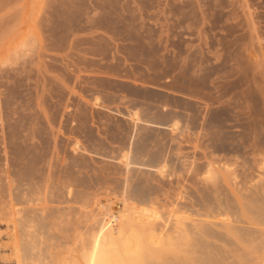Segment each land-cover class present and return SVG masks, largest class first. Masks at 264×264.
Segmentation results:
<instances>
[{
	"label": "rangeland",
	"instance_id": "obj_1",
	"mask_svg": "<svg viewBox=\"0 0 264 264\" xmlns=\"http://www.w3.org/2000/svg\"><path fill=\"white\" fill-rule=\"evenodd\" d=\"M107 1L0 0V102L2 101L0 104V179L3 180H0V187L3 189L7 186L5 185L6 174L4 175V170L9 164L6 158H10L9 144L5 142L7 144L5 145L3 142V139L8 137L10 131L6 127L7 123L4 120L8 113H12H7L2 103L5 100L8 101L11 95L16 98L14 102L16 103L17 101L16 104L19 107L24 104L31 106L29 111L22 113L27 115V121L25 120V128L27 130L31 127L32 120L39 121L38 118H40L42 124L44 123L45 128L42 125L41 128L43 130L47 128L43 136L47 148L46 154H48H45L44 158L46 164L43 162L45 166L39 165L34 170H43L36 172L39 175H44L43 172L46 173L45 175H49V173L53 175V177L51 175L49 184L46 187L54 188V194L50 191L53 194L50 195L49 189L45 190L46 188H43L41 190L42 193L38 194L39 197L36 196L41 201L40 208L53 206V203H51L52 197L54 196L55 198L58 195L56 194L58 193L57 190L65 187L66 183L68 184L71 179L69 182L71 185H68L70 187L74 184L77 185L72 186V190L74 194L79 193V198L81 199H78V204L88 197L86 199L87 203H84L85 205L77 204L78 206H75L77 202L74 205L73 203L65 204L66 206L69 205L65 206V208L77 207L78 212H72L71 220L74 218L72 224L81 228L82 226L84 227L85 222H87V225H91L95 222L94 220L101 218L97 215L99 214V207L107 208L110 206L118 212H123L125 210L124 197L120 195L122 192L120 189L125 188L127 182L131 185H129L131 188L135 180L145 179L146 181L139 182L147 183V185L149 183L150 187L148 186L149 188L147 189H149V194L153 193L151 194L153 198L148 196L155 203L153 207L158 212L162 214L177 212L178 216L183 212L182 215L184 216L182 219L187 216V218L189 217L187 219L188 222L194 221V225L200 223L211 225L209 227L211 228L210 230L214 229V234L218 235L217 238L210 239L211 242H214L221 249L220 251L227 253L228 257L230 256L228 258L225 253L221 252L223 259L224 256L229 259H224V264H227V262L228 264H235L240 252L248 253L253 249L237 241V236L232 231L234 225L231 226L232 230H230L229 226L236 220L234 217L245 221L249 219L248 217H254L249 214L248 208L246 210V207H243L244 205L249 207L251 202L248 199H253L251 200L253 202L255 197L258 202V197H253L252 195L260 194L261 197L258 199H261L262 196L264 198V0H223V6L220 9L221 13L218 15L219 22L217 25L219 29L217 28L214 33H221L220 38L221 36H228L230 41L232 38L240 39L238 46L242 51L239 49V52L243 55L242 60L247 61L245 64V68H247V71H245L247 86L243 89L237 88V86H234L235 88L228 86L230 90L236 89L231 92L228 91V94L226 93L227 91H223V87H219L222 83L216 87L209 82L207 83L208 86L206 84L205 86H194V89L190 85L192 83L191 78L194 77L191 70L188 71L185 77L180 69L175 71L173 67H168V65H164L166 70H164V67L162 68L163 65L158 62L160 61L158 54L147 49L149 44H157V41L139 40L141 38H139L137 30L141 27L139 16L141 15L140 0ZM160 1L163 2V0H159L157 1L158 3H153V7L160 9ZM187 1H193L196 10L192 6L189 8V10H192L193 15L192 22L188 20L191 28L187 32L188 34L186 33V37L191 41V46L198 47L202 38L200 36L204 35H201L202 31L200 29L207 27V25H203V22L208 20V15H210L208 8L210 6L212 8V4H208L209 2L211 3L210 0L206 1L207 6L204 2L205 0L203 2L201 0ZM114 6L115 8L112 9L111 7ZM111 9L113 12H111ZM107 12L111 13V16ZM107 14L110 18L106 16V20H104L103 15ZM119 15L126 17L127 20L124 17L118 18ZM151 22L153 25L158 22L162 23L158 19L151 20ZM116 23H119V25L117 24L119 29L116 27L117 25H114ZM113 28L115 29L114 32L112 31ZM132 30L135 32H132ZM235 30L237 33L234 32ZM198 31L201 32L199 33ZM126 34L129 37H124ZM140 42L147 45L141 46ZM169 44L168 42L167 45ZM99 45L106 46L105 49L108 47L107 50L109 51L102 49ZM155 57L158 58L157 62ZM151 58L155 64L152 60L150 61ZM110 65L111 67H109ZM120 65L122 66L120 67ZM55 66L61 67V69H56ZM102 67H105V69ZM106 67L112 71L107 70ZM118 71H122V74ZM123 71L125 74H123ZM154 73H157V75ZM147 74L149 76L154 74L155 78L152 75L151 78L147 76V79ZM18 80H22V84ZM94 81L98 86L94 84ZM114 81L115 83H113ZM53 87L63 93L61 96L64 99V103L67 102L71 106L76 107V110L83 106L84 108L88 107L89 110L83 108V111H88L85 115L82 114L83 112L80 113V110L82 111L81 108L79 112H73L75 114L73 116L78 121L75 123V127L76 125L78 126L77 130L69 132L71 130L70 126L65 123L63 126H66L67 129H63L62 133H60L58 123L55 122L52 125H48L45 123L44 115L42 116L41 112V115L39 114V111L45 109L44 106L46 104H50V100L56 102L60 99L51 98L48 90L53 89ZM215 87L219 89L216 90L214 89ZM219 90L226 94L220 93ZM243 90L247 93H243ZM234 94L235 96H233ZM218 95L221 96V100L217 98ZM222 95L226 97L223 98ZM98 96L104 98H102L105 100V102L103 101V106L107 109L121 112H137L139 115L141 114L140 116L144 120L148 119L150 121L151 119L152 122L161 121L160 118L168 112V116L172 120L170 123H178L180 129L175 132L171 129H157L155 126L150 125L152 122L135 127L131 121L121 118L106 109L94 111L91 108L92 100L94 103V99ZM214 98L219 101L216 102ZM42 104H45L42 106L44 108H39L38 106ZM78 104L79 107L77 106ZM19 107L17 109H20ZM190 108L194 111L192 109L190 111ZM71 110L74 111L75 108ZM217 112L222 114L219 121L220 124L217 121L216 124L213 118V115H216ZM3 115L4 117L2 118ZM86 115L90 117L89 122H87L89 118ZM68 116L72 118L71 114ZM68 116L67 118H69ZM16 117L18 116L16 115ZM82 123H85L88 127L83 126ZM28 124L30 125L28 126ZM25 128L22 126V128L18 129H22L21 131L23 132L19 130L20 133L28 136L29 130L27 131ZM5 130L6 132H4ZM249 134L254 135L251 148L248 145L245 146L250 144ZM35 142H39V139L35 138ZM77 142L86 151L83 149V151L73 152ZM92 144H95L96 147ZM135 150L138 153H135ZM6 152L9 154H6ZM128 153L133 158L144 160L143 162H146V158L151 156L152 153H156L154 156L157 157L158 155L160 159L158 161L161 164L165 163L168 170L166 168L162 173H159L155 168L150 169L133 165L131 166V171L127 172L119 159ZM144 153H147V155ZM50 155L53 158L49 157ZM49 159H52L51 162ZM71 161L72 163H74L73 161L79 162L78 164L81 167H78V165L77 168L73 167ZM70 165L75 170H72ZM44 167L46 169H42ZM50 170L53 172L51 173ZM64 170H67V172L63 173ZM60 172H62L60 174L61 177L58 175ZM69 175L74 177V179L70 176V179L66 180ZM58 176L60 179L58 181L61 182L62 179L63 183L65 181V185L57 182L56 177ZM128 176L131 177V180L128 179ZM52 180L56 186L52 183ZM77 182L78 184L83 182L81 186L84 184L85 188L78 185ZM86 185L87 190L89 189L90 191L86 190ZM89 186L93 187V189ZM1 189L0 199L2 201L0 200V206L2 207V202L7 201L4 193L5 191L7 192L8 187L3 189L4 192ZM84 189L86 192L83 193ZM78 190H81L82 195H87L85 197L82 196L83 198L80 197L81 192ZM117 190L120 193V197L116 192ZM43 191L46 194H43ZM114 192L117 194L115 195ZM48 195L52 196L51 202ZM263 198L262 202L264 201ZM43 199H46V203ZM258 203L256 205L260 204ZM63 205L62 208H64ZM211 206L216 207L212 209ZM229 207L236 211L235 215L237 217L232 216L231 213L234 214V211L233 209L229 210ZM75 210L76 208H74V212ZM80 210H82L81 215ZM185 212H188V214ZM213 212H216V214H213ZM69 214L71 216V213ZM191 214L194 215L192 216ZM5 220L8 221L0 216V264H18L19 253L12 245L10 238L11 229L7 227L8 223ZM78 220L79 222L81 221L80 224ZM183 221L186 223L185 220ZM213 222L215 224H212ZM216 223L220 225H216ZM220 234L225 235L224 237L226 238L229 236L228 240L231 238L230 242L226 244L227 240L224 241V237H221ZM239 247L241 250H239ZM15 251L16 253H14ZM230 258L232 259L230 260Z\"/></svg>",
	"mask_w": 264,
	"mask_h": 264
},
{
	"label": "bare ground",
	"instance_id": "obj_2",
	"mask_svg": "<svg viewBox=\"0 0 264 264\" xmlns=\"http://www.w3.org/2000/svg\"><path fill=\"white\" fill-rule=\"evenodd\" d=\"M140 1H139V3H141V5H140L141 6V8H140L141 9L140 10L141 15H139V16H140V21H141L140 22L141 27L139 30H137L139 33V38H141L139 40H147L150 42L157 41V44H155V43L154 44L151 43V45L149 44L148 45L149 48H147V49L148 50L150 49L151 51L158 54V56H159L158 58H160L159 60L161 61V62L160 61H158V62L161 63L163 66L158 64V63L157 64L162 66V68L164 67L165 68L164 70H166V67L164 65H168V67L169 66L171 68L173 67L175 69V71L177 69L182 70V74H184L185 77H186V74H188V71L191 70L194 77L191 78L192 83L190 81V83H191L190 85L193 88H194V86H205V84L208 86L207 83H209V82L216 87L219 86L220 83H222L223 85L221 84L219 87L220 88L223 87V89H224L223 91H225V92L227 91L226 93L228 94V91L231 92L232 90H236V89H234L235 88L234 86H237V88H240V89H243L245 86H247V83L245 81V71H247V68H245V64L247 63V61L242 60L243 55L240 54V52H239L240 48L238 46V43H239L238 41H241V40L240 39L238 40V38H232L230 41V40H228V36H221V38H220L221 33L220 34H218L216 32L214 33V31L218 28V25H217L219 22L218 21V15L221 13L220 9L223 6V0H210L211 3L210 2L208 3L210 5L212 4V8H211V6H210V8H208L210 11V15L207 14L209 18L207 17L208 20L207 21L205 20L206 22L205 21L203 22V25H207V27L205 29L202 28L203 30L200 29L201 27L199 28L202 31V32L200 31L201 35L202 34H204V35L200 36V34H199V36L202 38L200 39L201 43L198 47L191 46V43H190L191 41L186 37V35L188 34L187 32L191 28L190 24H188V20H190V22H192V15L193 14H192V10H189V8H191V6H192V8L195 7L194 6L195 3L193 1L190 0L191 2H188L187 0H163V2L160 1L161 2V4H160L161 8L160 9L157 7H153V3H156L159 0H140ZM201 1L203 2L204 0H201ZM206 1H208V0H205L204 2L206 3ZM106 2H108V1L106 0ZM208 4L206 3V6ZM156 6H158V5H156ZM111 8L114 9L115 6L111 7ZM112 9H111V12H113ZM195 10H196V7H195ZM108 14H109V16H111L110 15L111 13H108ZM108 14L105 16L103 15L104 20H106L105 19L106 16L109 17ZM260 15H262V14H260ZM121 17H122V15L121 16L119 15L118 18H121ZM109 18H107V19H109ZM211 18H214V19H211ZM124 19L127 20L126 17H124ZM156 19H158L162 23L158 22V23H155L153 25L151 20H156ZM117 24L119 25V23H116L114 25H117ZM118 25L116 27L119 29ZM114 28L112 30L113 32L116 29V28L115 29ZM130 28H131V26H130ZM228 28H230V27H228ZM121 29L124 30L123 28H121ZM120 32H122V31H120ZM132 32H135V31L132 30ZM230 32H232V31H230ZM234 32H236V30ZM138 33H136V34H138ZM126 36H128V35L126 34L124 37H126ZM141 42H140V44H141ZM168 42L170 43L169 45H167ZM136 44H137V42H136ZM144 44L142 43L141 46ZM95 45H97V44H95ZM138 45H139V42H138ZM145 45H147V44H145ZM99 46L102 47V49L104 48V50H107V48H108L107 47L105 49L106 46L105 47H103L101 45H99ZM98 50H99V48H98ZM107 51H109V50H107ZM143 52H145V51L143 50ZM147 55H149V54H147ZM141 57H143V56L141 55ZM158 58L155 57L156 62H157ZM87 60H89V59H87ZM151 60H152V58L150 59V61ZM153 63H154V61H153ZM231 63H233V64H231ZM110 64H111V62H110ZM254 64H256V63H254ZM121 66L122 65H120V67ZM109 67H111V65ZM120 67H118V68H120ZM55 68L61 69V67H58V66H55ZM103 69H105V67ZM106 69H107V67H106ZM109 70H111V69H109ZM156 71L159 72L158 70H156ZM116 72H117V70H116ZM119 73L122 74V71ZM121 74H119V75L121 76ZM123 74H125L124 71H123ZM154 74L157 75V73H154ZM154 74H152V75L155 78ZM152 75L149 76L147 74L146 77L148 76L149 78H151ZM73 76H75V75H73ZM158 76H159V74H158ZM160 76H162V75H160ZM148 77H147V79H148ZM163 77H164V75H163ZM177 77H179V76H177ZM71 79H72V76H71ZM158 79H159V77H158ZM177 79H179V78H177ZM18 81H20V83H21L22 80H18ZM16 83L18 84L17 80H16ZM113 83H115V81ZM94 84H97V83L95 82ZM97 86H98V84H97ZM228 86H230L231 88L232 87H234V88L230 90V88L228 89ZM54 87H53V89L48 90L49 94H51L52 99H55V98H56V100L58 98H60V99L56 102L50 100V104L45 103L47 105V107L45 104H44L45 106L43 104L41 106H38L39 108L45 107V109L39 111V114L41 112L42 116L44 115V119L46 120L45 123H47L48 125H52V123L54 124L55 122L58 123L60 133H62L63 129H65V128L67 129L66 126L65 127L63 126V124H65V123L68 126H70L71 130H69V132L77 130L78 126L76 125V127H75V123L78 121L73 116V114H74L73 112H77V111L79 112V109L81 108L82 111L80 110V113L83 112L82 114L85 115L88 111H83V110L85 108L88 109V107L84 108V106H83V107L78 108L79 107V104H78L77 105L78 109L76 110V107L71 106L67 102L64 103V99L61 96L63 93L61 91H59V89H56ZM216 87L214 89H216ZM218 89L219 88H217L216 90H218ZM226 89H228V90H226ZM113 90H114V88H113ZM9 91L11 92L10 87H9ZM190 91H192V90H190ZM208 91H209V89H208ZM219 92H220V90H219ZM222 92H220V93H222ZM242 92L245 94L247 93L244 90ZM226 93H222V94L225 95ZM200 94H201V92H200ZM236 94H237V92H236ZM224 95H222L223 98L226 97ZM63 96H65V95H63ZM218 96H220V95H218ZM218 96H217V98L221 100V96L220 97H218ZM233 96H235V94ZM214 97H215V95H214ZM102 98L98 96L97 98L94 99V103L92 100V106L93 107L91 106V108L94 111L95 110L98 111V109H106V110L118 115L121 118H125V119L131 121L135 127H139L140 125H143L145 123L152 122L151 119H150V121L148 119L144 120L140 116L141 114L139 115L137 112H130V111H127V112L122 111L121 112L118 110L107 109L106 107L103 106L105 100H103L104 98L103 99ZM240 98H242V97H240ZM14 99H16V98L14 96L10 95V98L8 99V101L5 100V102L2 103V105H4L6 112L7 113L12 112V113L11 114L8 113V116L5 115L6 119L4 120L7 123L6 127L10 131H9L8 137L3 139V142L4 143L6 142L7 144H9L10 158H6L7 163H9V164L7 165V168L4 170V175L6 174L5 175L6 176L5 185H7V186L3 189H6L8 187L7 192L5 191V193H4V196L6 197V198L5 197L4 198L7 199V201L2 202V207L0 206L1 207V211H0L1 215L0 216H2V218H5L8 220V221H6V220L5 221L8 223L7 227H9V229H11L10 238L12 241V245L19 253L18 264H222V263L224 264V262H223L224 259L227 260L230 257V256L228 257L227 253H225L224 251H220L221 249H219V247L217 245H215L214 242L213 243L211 242L210 239H215L218 236V235L216 236L214 234V232H213L214 229L210 230L211 228H209V227L211 225L208 226V225H204L202 223L194 225L195 224L194 221H191L192 222V224H191V222L190 221L188 222V220H187V219H189V217L187 218V216H186V214H188V212H185L186 217H184L183 219H182V217L184 216V215H182L183 212H182V214H180L181 217H180V215L178 216L177 212H170L167 214H162L161 212H158L155 209V207H153V205L155 203H153V201L150 199L152 197L151 194H153V193L149 194L150 192H148L149 189H147V188L150 187L149 183L147 185V183L139 182V181H144L145 179L144 180L143 179L135 180L136 183L135 182L133 183V185L131 187L132 189L130 188L131 185L128 184V182H127L126 187L125 188L123 187L124 189L121 188L122 183L121 182H120L121 184L118 183L121 186L120 187L121 189L120 188L119 189L122 190V192L120 191L121 194L118 192V190L116 192L118 193L119 197H120V195H122L124 197L123 203H124L125 210L123 212H118L114 208H111L110 206H108V207L106 206L107 208L99 207V210H98L99 214H97V215H99L101 218L99 217L100 219L97 218V220H94L95 222L93 224L87 225L86 224L87 222H85L86 226H85V224H84V227L83 226L81 227V225H80L81 228H78L75 224H72V220L74 219L73 218L71 220L72 212L73 213L78 212L77 207L72 206L73 208L72 207L65 208V206H66L65 204L73 203V205H74V203L77 202L75 204V206L85 205L84 203H87L86 199L88 197L84 198L85 201L83 199V202L78 204V199L79 200L81 199V198H79V193L74 194V191L72 190L73 189L72 186H74L76 184L72 185L71 187L68 185V184H70L69 182L71 180L70 179L71 175H69L68 177L65 176L66 180L70 179L68 184L66 183V186L68 185V187L65 186V187H63L64 189L63 188L58 189L57 190L58 193H56L58 195L55 198H54V196L53 197L50 196L53 193L54 188L52 189V187H51V189H52L51 190L50 187H46V186L49 184V180H50L52 174L50 175V173L48 172L49 175H45L46 173L43 172L44 175H39L36 173L39 169L37 171H35L37 169L36 167H38L39 165L45 166V164H46L45 163L46 161L44 162V158H45L47 148H46V143L44 141L45 139L43 140V138H44L43 136L45 135V131H47L46 130L47 128L44 130H43V128H41V125H42V127H44V123L42 124V121H40V118L37 117L40 122L37 120H32L31 125L28 124V126L29 125L31 126V127H29L30 129L28 128V130H29L28 131L25 128V120L27 119V115L25 114L26 115L25 116L22 113H24V111H27V110L29 111L31 109V106H28V104L27 105L24 104L23 106L19 107V105L16 104L17 101H16V103L14 102L15 101ZM214 99L216 100V98H214ZM237 100H239V99H237ZM218 101L216 100V102H218ZM1 102H0V104H1ZM80 104H81V102H80ZM42 106H44V107H42ZM81 106H82V104H81ZM17 107H19L20 109H17ZM191 107H193V106H191ZM74 108L76 111L71 110ZM191 109L192 108H190V111H191ZM5 110H4V112H5ZM21 110H23V111H21ZM35 111H36V109H35ZM36 112H38V111H36ZM67 112H68V114L66 115ZM70 114L72 115V118H70V116H68ZM16 115L18 117H16ZM36 115H38V114H36ZM87 115H86V117H87ZM147 115H148V113H147ZM166 115L160 118L161 121L159 120V122L158 121L152 122L150 125L155 126L157 129H164V130L171 129L174 132L177 131L178 129H180L178 127L179 126L178 123H176V122L173 124L170 123V121H172V120H170V118H169L170 116H168L169 115L168 112ZM67 116L69 118H67ZM142 116H144V115L142 114ZM221 116H222V114L220 112L219 113L217 112L216 115H213L214 121L219 122L221 119ZM3 117H4V115L2 116V118ZM146 117H148V116H146ZM87 118H89V119H87L88 120L87 122H89L90 117H87ZM42 119H43V117H42ZM212 121H213V119H212ZM28 122H30V120H28ZM87 122H85V123L89 124ZM217 122H216V124H217ZM222 122H223V120H222ZM84 124H83V126L88 127V126H86V124L85 125ZM219 124H220V122H219ZM22 126H23V128H25V130L28 131V133H29L28 136L20 133V131L22 129L20 130L18 128H22ZM155 127H152V128H155ZM82 128H84V127H82ZM4 132H6V130ZM21 132H23V131H21ZM253 132H255V131H253ZM251 135H250V137H248V139H251L249 141L250 144H246V145L244 144L245 146L248 145V147H250V148L252 145L251 142H253V140H254V138L252 139V137L254 135L253 134H251ZM35 138L39 139V142H35ZM245 138H246V136H245ZM90 142H91V140H90ZM247 142H248V140H247ZM255 142H257V141H255ZM6 143H5V145H7ZM93 143H95V142H93ZM253 144H255V143H253ZM92 145L95 146V144H92ZM83 149L84 148H82V146L77 142L74 146L73 152H78L80 150L83 151ZM138 149H140V148H138ZM138 149H137V151H138ZM65 150H64V152H65ZM84 150L86 151V149H84ZM137 151L135 153H138ZM142 151H144V150L142 149ZM47 153H48V150H47ZM6 154H9V153L6 152ZM52 154H54V153L52 152ZM144 154L147 155V153H144ZM150 154H148V155H150ZM154 154H156V153H154ZM154 154L152 153L151 156L147 157L146 162H143L144 160H140L139 158L137 159L135 156H134L135 158H133L129 153L124 155L123 157H121V159H119V160L123 163V167H124V169L127 170V172L128 171L130 172L131 166L134 165V166H140V167H147L150 169L155 168L158 170L159 173H162V171L167 168V165L165 163H162L163 164L162 165L160 163V161H158V160H160L159 156L157 155V157H158L157 158L154 156ZM46 155H48V154H46ZM68 155H70V154L68 153ZM5 157H9V156H5ZM49 157H51V155ZM51 158H53V157H51ZM46 159L48 160V158H46ZM51 160H50V162H51ZM73 162L74 163H72V161H71L73 167L75 166L77 168V165H78V167L80 166L78 164L79 162H76V161H73ZM11 168H12V170H11ZM34 168H36V169L34 170ZM70 168H72L71 165H70ZM42 169H46V168L44 167ZM72 170H75V169L72 168ZM167 170H168V168H167ZM39 171H43V170H39ZM46 171H48V170H46ZM52 172L53 171H51V173ZM62 172H60L59 174L57 173V174L60 176V174ZM65 172H67V170L66 171L64 170L63 173H65ZM71 172H73V171H71ZM77 174H79V173L77 172ZM59 176L56 177L57 182H60V181H58V180H60ZM131 176H133V175H131ZM52 177H53V175H52ZM0 178H1V175H0ZM72 178L74 179V177H72ZM133 178H135V177H133ZM73 179H72V181H73ZM128 179L131 180V177H129ZM0 180L3 181L2 179H0ZM55 180H54V182H55ZM124 182H126V181H124ZM52 183H53V180H52ZM60 183L62 185L63 184L65 185V181L63 183L62 179H61ZM71 183L73 184V182H71ZM82 183L78 184V182H77V184L80 186ZM123 185L125 186V184H123ZM3 187H4V185H3ZM81 187L85 188L84 184ZM43 188H46L45 190L49 189L48 190L49 193H50V191H52V193H50V195H48V198L50 196V199H49L50 202L53 198V200L51 202V203H53V206H51V207H49V206L43 207L42 206L43 208H40L41 207L40 206L41 201L38 198L39 197L38 194L41 192V190ZM116 188H118V187H116ZM0 189H1V187H0ZM3 189H1V190L3 191ZM91 189H93V187ZM146 189H147L148 193L146 192ZM84 190L82 191L83 193L86 192L87 185H86V190L85 191ZM59 191H61L62 193L61 192L59 193ZM78 191L81 192V190H78ZM3 192H1V193H3ZM82 192L80 194V197H82V196L85 197L87 194L82 195ZM44 193L45 192L43 191V194ZM87 193H89V192H87ZM5 194H7V195H5ZM114 194H115V192H114ZM148 195L151 197L149 198ZM259 195L254 194L252 196L253 197L257 196L259 198V197H261V195L260 196ZM36 196H38V197H36ZM252 196H250V197H252ZM40 197H41V195H40ZM258 198H257V200L260 204L256 201L255 197H254L255 201H253V202L251 201L253 199H251V200L248 199L249 202H251V203H249L250 204L249 207L245 206L243 204L244 205L243 207L244 208L246 207V210L248 208L249 214L253 215L254 217L250 218L247 216L249 219L247 218L248 220H246V221L244 219L234 217V219H236L234 221H236L237 224H239V225H237L236 222L233 221V224L232 225L230 224V226H229L230 230H232L231 226L234 225V228L232 231H233V234L237 236V241H239L243 244H246L249 246V248L251 247L253 249V250L251 249L252 251H250L248 253L240 252L239 256L236 254L238 256V260L237 261L235 260V264H264V201L262 202L263 196L261 199H258ZM44 202L46 203V199L44 200ZM217 202H214V203H217ZM224 203H225V201H224ZM256 203H258L259 205H256ZM54 204L57 206H55ZM226 204H227V202H226ZM58 205H60V206H58ZM62 205L64 206V208H62ZM67 206H69V205H67ZM215 207L216 206L212 207V209L213 208L215 209ZM74 208H76L75 212H74ZM210 208H208V209H210ZM70 209L73 211H71ZM184 209H185V207H184ZM232 209H230V207H229V210H232ZM68 210H70L71 212L70 211L67 212ZM80 211H81L80 212V215H81L82 210H80ZM233 211H234V209H233ZM83 212H84V210H83ZM222 212H223V210H222ZM235 212L236 211H234V214L233 213H231V214H232V216L234 215L237 217V215H235ZM69 213H71V216H69L70 215ZM197 213H194V214H197ZM214 213L216 214V212H213V214ZM83 217H85V216H83ZM209 217H211V216H209ZM183 220H185V221L187 220L186 221L187 224ZM78 222H79V220H78ZM80 222H79V224H80ZM204 223H206V222H204ZM219 223H221V222H219ZM219 223H216V225L217 224L220 225ZM212 224H215V223L213 222ZM216 227H219V226H216ZM226 234H227V232H226ZM220 236L222 237L223 235L220 234ZM225 238L226 237H224L223 239H224V241L227 240L226 244H227V242H230L229 240L231 238L228 240L229 236L226 239ZM209 240H210V242H209ZM223 249H225V248H223ZM239 250H241V248ZM221 252L223 254L225 253L228 258H226L223 255L224 256V259H223ZM14 253H16V251ZM228 253H229V251H228ZM231 259L232 258H230V260ZM225 263H226V261H225ZM227 264H228V262H227Z\"/></svg>",
	"mask_w": 264,
	"mask_h": 264
}]
</instances>
